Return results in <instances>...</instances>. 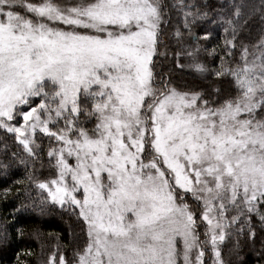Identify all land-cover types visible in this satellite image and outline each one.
Segmentation results:
<instances>
[{"label":"snow or ice","instance_id":"6c2138e0","mask_svg":"<svg viewBox=\"0 0 264 264\" xmlns=\"http://www.w3.org/2000/svg\"><path fill=\"white\" fill-rule=\"evenodd\" d=\"M231 7L212 20L224 29L219 68L198 62L215 58L201 43L211 31L191 33L189 17L206 13H185L191 50L175 53L180 70L188 58L231 78L213 95L156 80L161 0H0V129L29 157L47 138L55 169L29 177L41 196L22 207H71L86 231L71 261L57 246L43 264H205L208 247L223 264L227 229L264 209V28L243 43L251 21ZM256 12L264 24V0Z\"/></svg>","mask_w":264,"mask_h":264},{"label":"trees","instance_id":"16d2710c","mask_svg":"<svg viewBox=\"0 0 264 264\" xmlns=\"http://www.w3.org/2000/svg\"><path fill=\"white\" fill-rule=\"evenodd\" d=\"M260 2L261 0H161L165 23L161 26L157 55L154 57L153 71L156 80L170 78V86H177L181 90L194 89L213 95L219 90L226 94L230 87V77L221 79L215 75H200L196 70L187 73L185 67L183 70L176 67L175 53L180 52L182 48L191 50L190 33L185 28V13L207 14L196 16L194 21L189 17V22L191 33L197 37L211 31V41L201 43L208 52L216 49L215 58L207 52H202L198 62L209 69H216L221 64L220 57L225 56V53L220 51L224 29L218 24H213L212 20H218L234 11L231 7L233 3L243 4L245 7L242 11L251 23L248 29H244L242 42L255 44L258 34L264 28L260 14H253L254 8H258ZM181 3L191 7L181 8ZM235 56L238 60L239 51ZM181 63L193 65V61L188 58L183 59ZM87 119L83 115L80 117L81 121L86 122ZM93 124L94 119L90 123L86 122L84 126L91 128ZM35 144L40 148L35 150V156L29 157L23 146L16 141L14 134L0 129V163L9 165L6 170L0 169V235L6 233V238L0 239V264H17L18 259L21 264H43L47 257L56 251L57 246L71 261L74 252L86 241L82 221L71 207L62 209L56 205L44 214L30 207L27 210L22 207L29 206L32 200L41 196V190L29 181L30 176L34 181H49L55 178L54 160H50L47 155L52 146L51 142L47 138H37ZM6 189L7 195L4 194ZM43 196L46 197L47 193H43ZM231 215L236 213L232 212ZM260 215H264V209L260 210V214H253L249 223L237 222L227 229L225 240L218 245L223 264H264V223L261 222ZM202 228L197 231L203 240ZM26 253L31 255H25ZM204 260L205 264H214L215 257L210 247L206 250Z\"/></svg>","mask_w":264,"mask_h":264},{"label":"rangeland","instance_id":"374dc122","mask_svg":"<svg viewBox=\"0 0 264 264\" xmlns=\"http://www.w3.org/2000/svg\"><path fill=\"white\" fill-rule=\"evenodd\" d=\"M184 67L186 68L187 73H188L190 70H192V71L195 72V68L192 66V64L185 63V64H184ZM189 73H190V72H189ZM182 74L185 75L184 73H182ZM201 74H203V73H200V75H201ZM186 202L189 203L190 206H192L193 208H195V206H196V205H195V202L191 199V197H189L188 200H187ZM201 231H202L201 234H203V232L205 231V229L202 228ZM201 238H202V236H201ZM205 256H206V251H205ZM205 256H204V258H205ZM193 257H194V254H193Z\"/></svg>","mask_w":264,"mask_h":264}]
</instances>
